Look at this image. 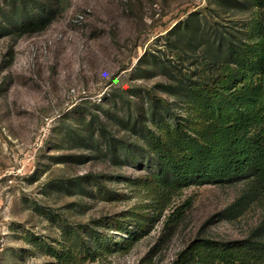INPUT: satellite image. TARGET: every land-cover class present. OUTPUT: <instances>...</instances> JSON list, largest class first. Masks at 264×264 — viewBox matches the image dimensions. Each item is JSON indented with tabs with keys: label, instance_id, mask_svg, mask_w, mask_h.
Instances as JSON below:
<instances>
[{
	"label": "rangeland",
	"instance_id": "374dc122",
	"mask_svg": "<svg viewBox=\"0 0 264 264\" xmlns=\"http://www.w3.org/2000/svg\"><path fill=\"white\" fill-rule=\"evenodd\" d=\"M11 1L0 0V20H5L2 9L11 11ZM30 3L57 12L40 31L0 36V264H64L55 256L70 242L64 229L78 230L92 247L88 229L98 221L110 243L139 227L146 234L128 251L116 248L96 258L84 251L73 264H180L194 240L242 239L263 221L264 198L236 218L223 217L242 183L191 186L156 214L144 186L136 185L151 175L149 157L136 148L134 153L142 154L137 162L122 156L113 162L97 149L101 132L119 145L121 139L136 141L119 121L147 105L149 90L187 115L186 107L159 87L165 77L146 55L180 61L168 34L191 12L210 13L224 23L246 14L224 13L211 0ZM191 61L183 64L194 70ZM80 176H87L83 192L61 188ZM180 206L182 213L172 216Z\"/></svg>",
	"mask_w": 264,
	"mask_h": 264
},
{
	"label": "trees",
	"instance_id": "16d2710c",
	"mask_svg": "<svg viewBox=\"0 0 264 264\" xmlns=\"http://www.w3.org/2000/svg\"><path fill=\"white\" fill-rule=\"evenodd\" d=\"M11 2V11L2 9L5 20H0V36L40 31L57 12V8L36 10L30 0ZM211 3L224 13L246 16L224 23L210 19V13L193 11L168 34L169 48L180 61L151 52L146 55L154 70L165 77L159 87L181 102L187 115H180L165 97L149 90L147 105L119 121L135 135L134 143L121 139L119 145L114 137L97 135L98 152L113 162L120 156L137 162L142 154L136 155V148L149 157L154 165L151 175L136 185L144 186L156 214L191 186L242 183L240 196L223 211L227 219L264 198V0ZM185 59H192L194 70L183 64ZM105 127L101 125L103 132ZM93 177L100 185L98 177ZM86 178L70 179L61 188L83 192ZM183 210L180 206L171 215ZM101 225L98 221L88 229L92 247H86L78 230L64 229L70 242L55 252L58 261L73 264L84 251L92 258L116 248L128 251L146 234L139 227L124 240L110 243ZM181 256L180 264H264V219L242 239L198 238Z\"/></svg>",
	"mask_w": 264,
	"mask_h": 264
},
{
	"label": "built area",
	"instance_id": "2783aa9c",
	"mask_svg": "<svg viewBox=\"0 0 264 264\" xmlns=\"http://www.w3.org/2000/svg\"><path fill=\"white\" fill-rule=\"evenodd\" d=\"M82 18H83V16H82ZM0 245H1V241H0Z\"/></svg>",
	"mask_w": 264,
	"mask_h": 264
}]
</instances>
